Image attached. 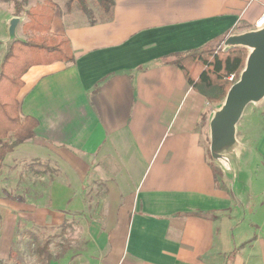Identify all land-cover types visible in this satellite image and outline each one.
Returning a JSON list of instances; mask_svg holds the SVG:
<instances>
[{"label": "crops", "instance_id": "obj_1", "mask_svg": "<svg viewBox=\"0 0 264 264\" xmlns=\"http://www.w3.org/2000/svg\"><path fill=\"white\" fill-rule=\"evenodd\" d=\"M50 1L49 34L68 40L74 63L21 77L19 115L37 125L0 163V260L23 229L63 239L72 226L81 249L49 264H264V130L246 143L239 190L207 154L213 104L162 60L252 28L264 0H112L92 24L70 0ZM0 6L3 49L15 15Z\"/></svg>", "mask_w": 264, "mask_h": 264}, {"label": "trees", "instance_id": "obj_2", "mask_svg": "<svg viewBox=\"0 0 264 264\" xmlns=\"http://www.w3.org/2000/svg\"><path fill=\"white\" fill-rule=\"evenodd\" d=\"M9 1L13 3L15 16L25 13L26 22L23 23L22 28L29 38L15 43L0 67V163L15 147L35 138L33 131L37 125L36 120L28 116L21 118L19 115V104L16 98L22 87L21 77L32 66L54 62L74 63L68 40L49 34L55 7L50 0H44L42 4L27 10H25L24 1ZM95 1L106 13L113 5L112 0ZM73 2L77 3L79 11L85 15L88 23L92 24L93 17L86 1L70 0L69 3ZM229 34L231 32L202 48L162 58L167 64L180 69L188 85L203 95L209 104H218L223 100L244 66L246 50L235 48L222 53L220 46H216L218 40L225 39ZM230 76L234 77L233 81L228 80ZM207 154L209 156L208 150ZM25 234L33 242L39 264H49L51 261L49 242L37 244L36 234L30 231ZM12 258L13 251L10 252L8 260ZM3 263L0 260V264Z\"/></svg>", "mask_w": 264, "mask_h": 264}, {"label": "water", "instance_id": "obj_3", "mask_svg": "<svg viewBox=\"0 0 264 264\" xmlns=\"http://www.w3.org/2000/svg\"><path fill=\"white\" fill-rule=\"evenodd\" d=\"M19 22L18 16L6 20V39L2 41L0 67L12 46L22 42L17 33ZM220 44L224 53L241 48L247 51V55L237 80L229 87L223 100L210 110L207 122L208 151L212 163L232 186L243 190L247 183L241 158L247 152L237 140L236 133L246 108L250 105L260 106L264 101V26L231 33L216 42V46Z\"/></svg>", "mask_w": 264, "mask_h": 264}, {"label": "rangeland", "instance_id": "obj_4", "mask_svg": "<svg viewBox=\"0 0 264 264\" xmlns=\"http://www.w3.org/2000/svg\"><path fill=\"white\" fill-rule=\"evenodd\" d=\"M85 1H86V5L88 9L90 10L91 14H93L92 13L93 11H95V13L99 12L98 10H100V7L95 0H85ZM73 4H74L73 5L74 8L79 11V7L77 3L73 2ZM64 7H62V9H66ZM4 11L5 9L1 8L0 6V15H2ZM19 17L23 18V15L22 14L19 15ZM19 35H20L21 40H26L29 38L28 34H22L21 32H19ZM220 49H221V52L224 53L222 50L221 44H220ZM2 52H3V49L1 46L0 59H1ZM246 55H247V51H246ZM218 104H213V106L214 105L216 106ZM237 128L239 130L238 131L239 136L237 137H241L242 144L244 143L243 145L246 148V152H247V146H249L248 144H250L249 147H251L252 145L251 144L252 138L250 134L253 133L252 137H254L264 130V101L260 106H253V105L248 106L246 110L244 111L243 116L240 122L238 123ZM259 167L260 168L256 169L257 177L255 176V178H257L256 179L257 181H255L254 183L255 184L254 186L256 189H257L256 186L258 185L259 181L260 183H264V172H263L264 169H262L261 166ZM5 195L12 196L13 194L5 193ZM2 198H3L2 194H0V200ZM68 229L72 230L69 232L70 236H68L67 238H63V239L60 238L59 234L48 231L45 228L44 229L43 228H40V229L32 228L30 229V232H33L34 234H36V236H38L37 244H41L44 241L49 242L48 249L51 255V260H54L60 257V255H62V253H64L69 247L73 249L75 252L81 249V246L78 243L79 239L71 238V236L74 237V234L72 233H74L75 229L72 226H70ZM23 230H24L23 232L25 233L29 232V230L28 231L26 229H23ZM21 232L22 231H20V233ZM33 247L34 245H33L31 238L27 237L26 235L24 236L22 235L21 238L20 237L14 238V240H12L11 242V250L13 251V258L11 260L3 261L4 262L3 264H39L40 261L38 260V257L35 254Z\"/></svg>", "mask_w": 264, "mask_h": 264}, {"label": "built area", "instance_id": "obj_5", "mask_svg": "<svg viewBox=\"0 0 264 264\" xmlns=\"http://www.w3.org/2000/svg\"><path fill=\"white\" fill-rule=\"evenodd\" d=\"M263 26H264V9H263L262 13L260 14V16L258 17V19L253 24V27H255V28H261ZM233 79H234L233 76H230L228 78L229 81H233Z\"/></svg>", "mask_w": 264, "mask_h": 264}]
</instances>
